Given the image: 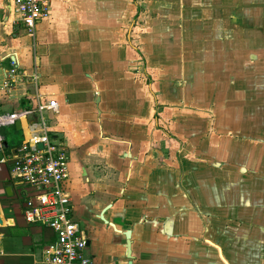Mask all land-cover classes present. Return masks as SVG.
Returning a JSON list of instances; mask_svg holds the SVG:
<instances>
[{
    "label": "crops",
    "instance_id": "crops-1",
    "mask_svg": "<svg viewBox=\"0 0 264 264\" xmlns=\"http://www.w3.org/2000/svg\"><path fill=\"white\" fill-rule=\"evenodd\" d=\"M5 4L0 113L57 102L92 264H127V229L132 264H264V0H52L34 38ZM33 117L0 135V264H42L53 237L11 174Z\"/></svg>",
    "mask_w": 264,
    "mask_h": 264
},
{
    "label": "built area",
    "instance_id": "built-area-1",
    "mask_svg": "<svg viewBox=\"0 0 264 264\" xmlns=\"http://www.w3.org/2000/svg\"><path fill=\"white\" fill-rule=\"evenodd\" d=\"M52 0H9L14 21L34 38L37 24L46 18ZM9 68L6 77L20 75ZM6 81V85H7ZM55 100L40 101L34 108L0 113V128L16 120L33 117L27 124V137L11 156V174L27 185L31 193L23 203L22 214L29 224H39L51 230L53 239L43 249L42 264H92L88 252V231L76 217L65 183L68 178V155L44 117L46 110H56ZM2 138L0 136V142ZM41 144V146H39Z\"/></svg>",
    "mask_w": 264,
    "mask_h": 264
},
{
    "label": "water",
    "instance_id": "water-1",
    "mask_svg": "<svg viewBox=\"0 0 264 264\" xmlns=\"http://www.w3.org/2000/svg\"><path fill=\"white\" fill-rule=\"evenodd\" d=\"M32 121V120H31ZM15 125L17 127V129H21L20 128V122L19 120H17L15 122ZM2 138V137H1ZM39 146H41V144H39ZM9 147V143L6 139H3L1 140L0 142V162L3 161V158H4V150L7 149ZM66 148H63V150H65ZM6 191L10 194V187L8 186L7 184V187H6ZM100 220H102L106 225H109L111 226L112 228L114 229H117L115 227V225L112 223V222H109L108 220H106L101 212L100 216H99ZM3 221H2V218L0 217V224H2ZM124 236H125V239H126V242H125V256L127 258V264H132V254H131V240H130V230L127 229L125 230L124 232ZM88 244H89V241H88Z\"/></svg>",
    "mask_w": 264,
    "mask_h": 264
},
{
    "label": "rangeland",
    "instance_id": "rangeland-1",
    "mask_svg": "<svg viewBox=\"0 0 264 264\" xmlns=\"http://www.w3.org/2000/svg\"><path fill=\"white\" fill-rule=\"evenodd\" d=\"M6 4L8 5V0H6ZM5 4V5H6ZM8 12V8L6 10ZM9 70V69H8ZM0 135L6 137L8 140H11L13 139V142L15 145H19L22 137H23V131L22 130H18V131H14L12 128H9V127H4L2 126L0 128ZM20 203V202H19ZM82 224V223H81ZM82 227H85L83 224H82ZM39 244H46V240L44 239V237L42 236H39ZM48 242V241H47Z\"/></svg>",
    "mask_w": 264,
    "mask_h": 264
},
{
    "label": "trees",
    "instance_id": "trees-1",
    "mask_svg": "<svg viewBox=\"0 0 264 264\" xmlns=\"http://www.w3.org/2000/svg\"><path fill=\"white\" fill-rule=\"evenodd\" d=\"M53 239V237H51L49 240H52Z\"/></svg>",
    "mask_w": 264,
    "mask_h": 264
},
{
    "label": "flooded vegetation",
    "instance_id": "flooded-vegetation-1",
    "mask_svg": "<svg viewBox=\"0 0 264 264\" xmlns=\"http://www.w3.org/2000/svg\"><path fill=\"white\" fill-rule=\"evenodd\" d=\"M81 222V221H80ZM82 223V222H81ZM83 224V223H82ZM84 225V224H83Z\"/></svg>",
    "mask_w": 264,
    "mask_h": 264
}]
</instances>
